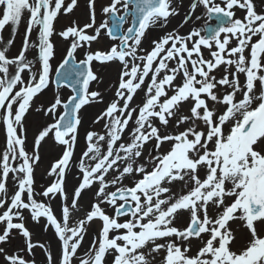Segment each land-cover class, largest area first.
Instances as JSON below:
<instances>
[{
	"label": "snow or ice",
	"instance_id": "6c2138e0",
	"mask_svg": "<svg viewBox=\"0 0 264 264\" xmlns=\"http://www.w3.org/2000/svg\"><path fill=\"white\" fill-rule=\"evenodd\" d=\"M78 7L0 0V264H264V0L182 17L184 0H104L100 23L87 0L57 30ZM97 64L115 67L107 87Z\"/></svg>",
	"mask_w": 264,
	"mask_h": 264
},
{
	"label": "rangeland",
	"instance_id": "374dc122",
	"mask_svg": "<svg viewBox=\"0 0 264 264\" xmlns=\"http://www.w3.org/2000/svg\"><path fill=\"white\" fill-rule=\"evenodd\" d=\"M185 1L186 0H184V3H185ZM103 2H104V0H97V23H100L102 21V19H103L102 13L100 12V9H99V5L101 3H103ZM189 2H190V0H189ZM86 5H87V0H79V7L75 10V13L73 14V16L71 18L61 16L59 21L56 23L57 30H59L63 25H66L69 22V19H77V18L83 19L84 15H85V12H86ZM186 10H187V6L185 5L184 10H182V12H181V17L183 16L184 11H186ZM181 17L176 18V22H178ZM178 23H176V25ZM200 24H202V21H196L195 19H193L188 25L185 26L184 29H182V31H187V30L191 29L192 27L198 26ZM174 26H175V23H171L169 25V28H172ZM149 31L150 32H148L149 36H148L147 41H151L152 39H154L157 36L162 34L161 30L158 29V28H152ZM23 32H24V27L22 26L20 28V34L17 36V39H16V47L12 49L13 52H15L16 49L20 46ZM4 35L7 37L8 36V31H5ZM53 39L56 42V56H55L54 60L52 61L53 70H54L55 67L58 66L59 62L62 60V57L64 55L65 45L60 41V39L58 37H54ZM110 43H111L110 41L105 39L102 42L101 46H107ZM93 47H97V46L94 45ZM110 68H111V66H102V65H99V64L95 65V70L103 78L105 76V73L106 74L107 73H113L114 74V76H112L111 80L110 79L105 80V78H104V87H107L111 83V81L115 78V71L114 72L110 71ZM53 75H54V71H53ZM92 88L95 89L96 85L93 84ZM54 91H56L55 86H53L49 91L45 92L44 96H41L37 100V106H39L41 101H46L47 99H49L51 94H52V92H54ZM59 92L62 95V97L65 98V99L71 94V92L68 89H66V88L59 89ZM93 106L96 108L95 111L92 112V110H90L89 113H87V114H84V112L82 113L83 116L86 115V119H87V124L88 125L91 124V120L94 118V115H96L99 112V110L103 107V105H91L89 107H93ZM83 120H84V117H83ZM28 122H29V124L31 126L28 142H29V145H31V143H32V132H34L36 130V128L41 123H43V118H42L41 115H39V114H37V113H35L33 111V114L28 117ZM82 127L85 128L86 126H82ZM82 127H81V133L84 130V128H82ZM0 140H2V133H0ZM82 144H83V141H82V138H81V146H82ZM58 154H59V147H53L51 142L43 145V147L41 149L42 160H41L40 166H39V168L37 169V172H36V177H37L38 183H47L48 177L46 176V171H47L50 163L54 161V159L58 156ZM74 181H75L74 176H72L71 178L69 177V184L70 185L72 183H74ZM238 232H239V229H238ZM40 238L41 239H47L48 238V234L40 233ZM37 259L38 260L40 259L39 255L37 256Z\"/></svg>",
	"mask_w": 264,
	"mask_h": 264
},
{
	"label": "bare ground",
	"instance_id": "6f19581e",
	"mask_svg": "<svg viewBox=\"0 0 264 264\" xmlns=\"http://www.w3.org/2000/svg\"><path fill=\"white\" fill-rule=\"evenodd\" d=\"M185 5L187 6L188 3H186ZM183 10H184V9H183ZM174 21H176V19H174ZM147 42H148V41H147V38H146V39L144 40V45H146ZM110 71L114 72V71H115V67H114V66H111ZM112 76H114L113 73H107V74L105 73L104 78H105V80H108V79L111 80V79H112ZM90 110H92V112H93V111L96 110V108H95L94 106H93V107H89V106H87L85 110H82V112H84V114H87V113H89ZM94 116H95V115H94ZM83 126H86L85 122H84ZM81 134H83V132H82ZM70 178H71V177H70Z\"/></svg>",
	"mask_w": 264,
	"mask_h": 264
}]
</instances>
